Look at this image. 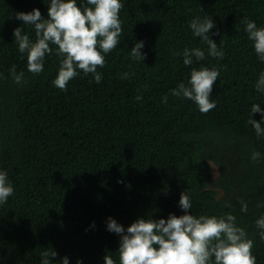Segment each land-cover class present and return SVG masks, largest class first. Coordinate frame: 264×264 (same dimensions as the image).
Returning a JSON list of instances; mask_svg holds the SVG:
<instances>
[{"label": "trees", "instance_id": "obj_1", "mask_svg": "<svg viewBox=\"0 0 264 264\" xmlns=\"http://www.w3.org/2000/svg\"><path fill=\"white\" fill-rule=\"evenodd\" d=\"M33 7L47 18V0H0V168L14 187L0 204V264H40L47 248L57 252L51 260L67 255L69 264H104L105 254L119 264V236L106 230V217L127 226L137 217L179 215L185 189L194 215L232 212L253 240L256 264H264L254 224L264 211L256 207L264 201V136L246 124L251 103L264 108V93L253 86L264 62L242 19L264 25V0H122L120 41L97 66L101 81L81 74L63 90L51 83L55 53L33 74L12 38L20 23L14 13ZM194 16L214 20L222 60L206 54L184 65L172 54L206 48L188 27ZM24 30L34 38L30 26ZM137 39L142 61L129 55ZM200 64L223 65L210 95L216 105L203 113L169 92ZM12 65L25 82L12 81ZM252 150L258 159H250Z\"/></svg>", "mask_w": 264, "mask_h": 264}, {"label": "clouds", "instance_id": "obj_2", "mask_svg": "<svg viewBox=\"0 0 264 264\" xmlns=\"http://www.w3.org/2000/svg\"><path fill=\"white\" fill-rule=\"evenodd\" d=\"M121 7L122 0H47V18L36 7L30 11H16L14 16L20 23L12 29V38L19 53L26 57V69L33 74L40 73L46 54L55 53L58 65L52 85L63 90L72 78L89 73L99 83L102 73L97 66H104L105 56L120 41ZM242 19L243 30L257 59L264 62V25L258 26L247 17ZM214 24L211 16L192 17L188 27L206 48L186 46L182 52L174 51L172 54L182 56L184 65H193L203 60L206 54L222 60L224 49L211 38L215 35ZM25 26H30L34 38H30L24 30ZM143 48L144 40L137 39L129 49V55L142 61L146 55ZM222 67L193 66L189 69L187 81H179L169 92L174 97L190 99L200 112H207L216 105V100L210 99V95ZM120 75L126 78L129 74L124 72ZM9 76L17 85L25 82L24 72L17 71L15 65L9 69ZM253 86L257 92L264 93V69L258 73ZM167 98L168 93H165L161 103H166ZM135 99L140 100L141 94L138 93ZM249 113L246 124L258 137L264 136V108L261 103H251ZM253 113L260 114L259 120L253 118ZM260 155L252 150L250 159L256 160ZM13 191L7 169L0 168V204ZM177 204L182 210L179 215L169 212L166 217L155 219L151 216L137 217L127 226L111 216L106 217V230L119 236V264H256V256L252 252L253 240L245 227L237 223V217L232 212L192 214L187 189L179 193ZM256 207L264 208V201H258ZM246 210L247 203L242 201L240 211ZM254 224L258 237L264 240V211L256 217ZM89 227L94 228L95 222L90 221ZM56 255L53 248L42 250L40 264H69L67 255L59 260L50 259ZM103 261L104 264H117L108 254L103 256ZM75 264H83L82 259L77 258Z\"/></svg>", "mask_w": 264, "mask_h": 264}]
</instances>
